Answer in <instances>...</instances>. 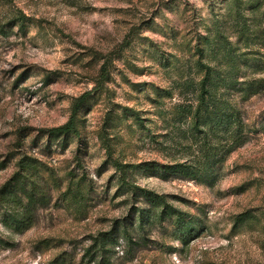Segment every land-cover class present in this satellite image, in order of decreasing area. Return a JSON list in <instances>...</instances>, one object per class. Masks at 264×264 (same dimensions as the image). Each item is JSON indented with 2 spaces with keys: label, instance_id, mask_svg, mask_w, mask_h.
Returning <instances> with one entry per match:
<instances>
[{
  "label": "rangeland",
  "instance_id": "obj_1",
  "mask_svg": "<svg viewBox=\"0 0 264 264\" xmlns=\"http://www.w3.org/2000/svg\"><path fill=\"white\" fill-rule=\"evenodd\" d=\"M204 65L251 132L200 183L163 165L188 155L182 105ZM85 93L77 132L50 136ZM8 183L3 211L26 222L0 215V264H264V0H0ZM132 184L192 217L188 237L170 219L137 228L149 202Z\"/></svg>",
  "mask_w": 264,
  "mask_h": 264
},
{
  "label": "trees",
  "instance_id": "obj_2",
  "mask_svg": "<svg viewBox=\"0 0 264 264\" xmlns=\"http://www.w3.org/2000/svg\"><path fill=\"white\" fill-rule=\"evenodd\" d=\"M19 18L14 22L18 23L23 30L26 28V22L21 19L24 17ZM204 67L206 72L200 84V93L197 97L198 104L196 106L182 105L184 106V113L180 121L186 124L185 130L182 129V132L184 137L189 138L190 141L185 146L188 155L182 161L163 165L164 176L179 174L200 183L210 182L217 166L234 149L243 145L251 132V127L240 110L222 96L216 70L210 65H204ZM186 84L191 87L196 86L194 80H190ZM87 94L80 96L74 103L71 117L65 124L49 129L50 136L59 137L62 134L77 132L76 112ZM9 184L0 187V215H2L6 225H16L17 228H20L26 219L19 214L3 211L6 201H13L19 195L14 189H9ZM131 188L136 198H143L149 202V207L135 209L137 228L143 229L145 223L153 217L151 222L170 219L183 240L188 237V233L193 231L192 217H188L189 215L185 211L167 205L164 195L141 188L136 184H132ZM248 218L247 213H242L237 217L236 222L243 224ZM120 232L129 238L128 229L124 227Z\"/></svg>",
  "mask_w": 264,
  "mask_h": 264
}]
</instances>
